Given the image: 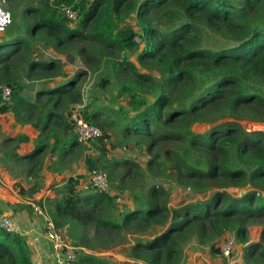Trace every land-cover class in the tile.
<instances>
[{"label": "trees", "instance_id": "16d2710c", "mask_svg": "<svg viewBox=\"0 0 264 264\" xmlns=\"http://www.w3.org/2000/svg\"><path fill=\"white\" fill-rule=\"evenodd\" d=\"M5 1L13 15L0 34V114L40 137L24 157L30 139L6 137L0 168L16 179L25 163L37 182L20 195L32 197L52 156L49 170L66 180L58 198L38 203L71 238L77 264H130L96 255L125 246L132 261L183 264L192 242L221 255L229 236L241 264H264V131L241 124H264V0H36L20 19L19 0ZM79 106L103 133L89 144L74 132ZM197 124L214 126L201 134ZM95 171L108 175L109 192L93 186ZM164 183L211 195L173 208ZM254 226L261 239L250 243ZM35 252L29 236L0 230V264H38Z\"/></svg>", "mask_w": 264, "mask_h": 264}, {"label": "crops", "instance_id": "0c3cea01", "mask_svg": "<svg viewBox=\"0 0 264 264\" xmlns=\"http://www.w3.org/2000/svg\"><path fill=\"white\" fill-rule=\"evenodd\" d=\"M8 115V114H5ZM4 115V116H5ZM12 115V114H10ZM3 115L0 114V126H1V134H0V145L5 140L6 137L16 138L20 135L27 136L30 139L28 143H22L18 149V154L21 157L30 155L35 150V141L40 137V132L37 131L30 125L22 126L17 125L15 117L14 118H5ZM6 135V136H5ZM52 162V156L48 155L46 158L45 167L42 172V181L43 187L39 192L34 194L32 197L22 196L20 192L22 189L29 191L33 186L36 184L37 181L34 179H30L27 176V172L24 168L25 163L21 162V170L17 169L14 165L11 167L13 169L16 168V175L18 176L16 179L13 176L12 172L7 168H0V215H7L10 216L13 221L18 225L21 226V231H30V241L31 244H34L36 252L38 255L49 257L50 250L49 245L44 238V233L40 222H38V218L35 214H29V210L21 212V219L15 216V212L11 206L17 205L16 203L30 205L31 202L47 199H56L58 195L54 191V189L61 185L60 183L66 180L65 175H60L59 173H53L49 170V167ZM79 165L81 163L79 162ZM75 168V167H74ZM84 170L79 167V169L75 172L76 174L82 173ZM74 174V175H76ZM17 184L19 187H17ZM241 195V194H240ZM10 200H7V199ZM35 225V226H34ZM262 234V227L261 226H254L250 228V243H257L261 239ZM36 245V246H35ZM198 247V246H197ZM120 248V247H119ZM117 249V248H115ZM198 251L190 254H187V259L183 264H241V256L242 250H237L236 255L234 256V262L229 263L226 261L225 258H221L217 254H213L211 252L210 247H205L201 250L199 247L197 248ZM113 251V250H111ZM110 251L103 252L102 254H107ZM98 255V253H96ZM188 255H190L188 257ZM111 254V256L104 255L103 257L112 259L116 261ZM125 260H121V262H127L130 264H143L141 262L132 261L125 255ZM221 258V259H220ZM118 262V261H116Z\"/></svg>", "mask_w": 264, "mask_h": 264}, {"label": "built area", "instance_id": "2783aa9c", "mask_svg": "<svg viewBox=\"0 0 264 264\" xmlns=\"http://www.w3.org/2000/svg\"><path fill=\"white\" fill-rule=\"evenodd\" d=\"M67 18L75 22L77 20V14L70 8L64 9ZM12 23V15L8 12L2 2H0V34H4L8 26ZM85 89V88H84ZM86 90V89H85ZM2 96L8 101L11 96V89L9 87L2 88ZM86 98V97H85ZM86 103V100H85ZM82 106L77 107L71 114V120L75 123L74 132L77 135L79 141L84 144H89L92 141L103 137L102 131L87 123L80 113ZM93 186L99 189L101 192H109V178L106 173L93 172L91 178ZM121 200L118 199L117 203ZM31 207L35 216L40 222L44 238L46 242L51 246L49 257H38V264H77L78 254L77 248L73 245L72 241L66 237L62 230L57 229L53 219L48 214L45 206L39 204L38 201L32 202ZM0 230L8 233L21 232L18 225L13 221L10 216L0 215ZM25 235H30V231H25ZM237 246V240L235 236H229L221 247V255L229 262L232 261L234 250Z\"/></svg>", "mask_w": 264, "mask_h": 264}, {"label": "rangeland", "instance_id": "374dc122", "mask_svg": "<svg viewBox=\"0 0 264 264\" xmlns=\"http://www.w3.org/2000/svg\"><path fill=\"white\" fill-rule=\"evenodd\" d=\"M0 2H2L3 3V5H4V8L8 11V12H11V11H9V9L7 8V2L5 1V0H0ZM36 4V0H19V2L17 3V16H18V18L17 19H20V17H21V13L23 12V11H25L27 8H31V6H33V5H35ZM11 14H12V12H11ZM13 15V14H12ZM79 68H76V69H74L75 71L76 70H78ZM93 80L94 79H91L90 80V83H88V85H87V87L85 88L86 89V93L84 94L85 96H86V98H87V93H88V90H89V88L91 87V85H92V83H93ZM59 82H61V80L60 79H58V80H56V81H53V82H51L50 83V86H55L57 83H59ZM41 84H35L34 85V91H30L29 92V95H34V93H35V90L37 89V90H39L40 88H41V86H40ZM4 116V115H3ZM5 118H9V117H11V118H14L12 115H10V114H8V115H5L4 116ZM242 124V126L247 130V131H249V132H252V131H264V124L262 125V126H255L254 128H253V126L251 127L250 126V124H252V123H245V122H243V123H241ZM212 126H214V125H208V126H205V125H195L194 126V131L196 132V133H205V132H207V131H209L211 128H212ZM6 136V135H5ZM136 153H134V155L135 156H137L138 158H140V162H144V161H142V158L143 157H145V156H141L140 155V153L138 152V150L136 149ZM75 168H77V170L79 169V166L78 165H76L75 166ZM21 170V169H20ZM163 183V182H162ZM18 185V184H17ZM163 186L166 188V189H168L170 192H171V196H170V207H179V206H181V205H185V204H188V203H191V202H195V201H204V200H206L210 195H211V193H209V195H206V196H197V197H195L192 193H191V191L190 190H184L183 188H181V187H179V186H177L176 184H174V183H164L163 184ZM231 194H236V195H238V196H241L242 194H244L245 192H246V188H244V189H230V190H228ZM241 194V195H240ZM7 200H10L9 198L7 199ZM32 203V202H31ZM15 204H21V203H16L15 202ZM31 205V204H30ZM19 227V229H21V226H18ZM23 233H25V232H23ZM67 233V232H66ZM66 235V237L67 238H69L70 240H71V238L69 237V235L68 234H65ZM27 236H29V235H27ZM72 241V240H71ZM201 249V250H203V248H205L206 246H200V245H198L196 242H192L191 243V246H190V248L187 250V254H190V252H193V253H195V252H197L198 251V247ZM127 247L128 246H125V247H120V248H117V249H114L113 251H110L109 253H107V254H102L103 252H99L98 253V255L99 256H104V255H106V256H111V254L113 255V256H115V257H113L116 261H118V262H121V260H125L124 258H126V256L125 255H127V252H126V249H127ZM236 250H234V254H233V257H232V261L231 262H229L227 259H226V261L227 262H229V263H233L234 262V256L236 255V253H237V246H236V248H235ZM89 252V251H88ZM36 253V252H35ZM89 253H91V252H89ZM190 255H188V257H189ZM221 258H224L223 256H221V255H219ZM187 257V256H186ZM220 258V259H221ZM241 258V257H240ZM35 259H36V261L37 262H39V260H38V254L36 253L35 254ZM186 259L187 258H185V261H186ZM184 261V262H185ZM123 263H125V262H123ZM144 264V263H143Z\"/></svg>", "mask_w": 264, "mask_h": 264}, {"label": "water", "instance_id": "95a60500", "mask_svg": "<svg viewBox=\"0 0 264 264\" xmlns=\"http://www.w3.org/2000/svg\"><path fill=\"white\" fill-rule=\"evenodd\" d=\"M208 126V125H207ZM213 127V126H212Z\"/></svg>", "mask_w": 264, "mask_h": 264}]
</instances>
